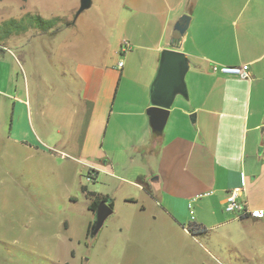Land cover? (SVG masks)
Returning a JSON list of instances; mask_svg holds the SVG:
<instances>
[{"label":"crops","instance_id":"crops-1","mask_svg":"<svg viewBox=\"0 0 264 264\" xmlns=\"http://www.w3.org/2000/svg\"><path fill=\"white\" fill-rule=\"evenodd\" d=\"M6 1L20 5L16 20L36 12L53 28L59 18L55 0L0 3ZM103 1L106 10L114 7L116 30L122 26L115 33L118 51L67 63L73 82L62 93L68 103L62 101L64 127L56 133L62 136L66 120L70 124L67 137L58 142L48 140L51 75L40 72L35 80L24 75L21 81L25 55L1 50L0 163L15 164L1 165L0 172L16 186L23 178L22 157L31 161L29 172H36L38 160L57 154L86 166L94 177L127 180L169 218L199 206L200 218L194 212L189 223L195 233L209 235L237 221L263 220L252 213H264V0ZM79 6L80 0H74L61 19L71 21ZM184 15L190 22L181 35L176 26ZM31 27L5 41L19 44ZM169 49L189 59L188 93L176 96L159 131L148 113L150 92L161 54ZM244 65L251 79L221 72ZM5 183L0 178V185ZM235 189L243 190L240 199L250 213L244 218L226 213L227 196ZM259 260L264 264V253Z\"/></svg>","mask_w":264,"mask_h":264},{"label":"rangeland","instance_id":"rangeland-1","mask_svg":"<svg viewBox=\"0 0 264 264\" xmlns=\"http://www.w3.org/2000/svg\"><path fill=\"white\" fill-rule=\"evenodd\" d=\"M73 3L55 0L56 24L62 26L57 34L51 26L43 32L46 25L41 24L45 21L38 13L16 20L20 5L0 3V52L9 48L25 55L21 81L24 75L31 80L40 72L51 75L48 140L53 142L67 137L65 129L70 124L66 120L62 136L56 133L64 127L59 112L63 109L62 93L73 82L67 63L72 65L79 57L115 54L120 39L115 33L122 29L116 30L114 7L109 5L106 10L103 0H93L75 24L79 6L72 13L73 19L66 22L61 17L71 11ZM29 25L30 35L24 34L19 44L5 41L7 35L25 32ZM20 27L23 30L17 31ZM71 109L72 105L69 113ZM30 163L22 157L23 178L16 186L0 172L6 181V187L0 185V264H262L259 256L264 253V219L236 220L209 235L191 233L189 223L194 212L200 218L199 206L195 210L183 208L178 219L169 218L162 206L154 205L144 192L122 178L100 175L88 180L92 171L57 154L38 160L36 172L26 168ZM12 164L5 160L0 166L8 169ZM101 198L114 202L113 215L92 238L89 227L95 216L89 207ZM246 252L255 255L254 261L246 260Z\"/></svg>","mask_w":264,"mask_h":264},{"label":"water","instance_id":"water-1","mask_svg":"<svg viewBox=\"0 0 264 264\" xmlns=\"http://www.w3.org/2000/svg\"><path fill=\"white\" fill-rule=\"evenodd\" d=\"M93 0H80V8L75 13L74 21L91 8ZM190 17L184 15L177 24L176 30L183 35L189 27ZM190 63L188 57L181 51L169 49L161 54L160 68L151 87L150 98L152 107L148 113L152 123L162 131L168 121L169 112L177 95L186 96L188 93L186 75L189 73ZM195 116L192 115L191 119ZM112 201H101L94 216L95 222L90 228V236H97L106 220L113 215Z\"/></svg>","mask_w":264,"mask_h":264},{"label":"built area","instance_id":"built-area-1","mask_svg":"<svg viewBox=\"0 0 264 264\" xmlns=\"http://www.w3.org/2000/svg\"><path fill=\"white\" fill-rule=\"evenodd\" d=\"M221 72L226 75L239 77L241 79H251L249 66L247 65H244L241 67L225 66V67H222ZM92 179H93V175L91 174V176L90 175L88 176V180H92ZM241 192H243L242 189H235L229 192L227 199H226V212L228 214H234L237 216L244 215V214H247V215L250 214L248 212L247 203L240 199ZM252 216L261 218L264 216V213L263 212L252 213ZM192 219L194 218L192 217Z\"/></svg>","mask_w":264,"mask_h":264},{"label":"trees","instance_id":"trees-1","mask_svg":"<svg viewBox=\"0 0 264 264\" xmlns=\"http://www.w3.org/2000/svg\"><path fill=\"white\" fill-rule=\"evenodd\" d=\"M59 19L57 18H54V31H53V34H57L59 31H61L62 30V26H58L56 23H57V21H58ZM11 24H13V23H11ZM14 25V24H13ZM12 25V26H13ZM45 25H46V27H45ZM51 25V22H44L43 23V25L41 24V26L42 27H45V28H43V32L44 33H47V31H48V29L50 28L49 26ZM31 26V25H30ZM52 27V26H51ZM28 28V27H27ZM27 28H25V29H27ZM23 30V28L22 27H20V29H18L17 31H20V30ZM9 30V29H8ZM91 171V170H90ZM105 200H107V198H101V199H97L92 205H90V210L93 212V213H95V211H96V209L98 208V206H99V204H100V202L101 201H105ZM111 206L114 208V202L112 201V204H111ZM246 215L247 214H244V215H242V218H244V217H246ZM90 228L91 227H89V232H90ZM189 231H191V233H195V230H194V228L193 227H190V229H189Z\"/></svg>","mask_w":264,"mask_h":264}]
</instances>
